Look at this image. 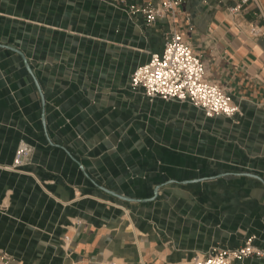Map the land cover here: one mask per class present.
Wrapping results in <instances>:
<instances>
[{
	"label": "crops",
	"instance_id": "1",
	"mask_svg": "<svg viewBox=\"0 0 264 264\" xmlns=\"http://www.w3.org/2000/svg\"><path fill=\"white\" fill-rule=\"evenodd\" d=\"M233 2L184 0L192 19L175 24L240 105L227 118L132 87L167 20L103 0H0V252L12 264H186L249 237L264 250V34L249 32L264 19L253 0L231 15ZM22 139L33 154L17 171Z\"/></svg>",
	"mask_w": 264,
	"mask_h": 264
},
{
	"label": "built area",
	"instance_id": "2",
	"mask_svg": "<svg viewBox=\"0 0 264 264\" xmlns=\"http://www.w3.org/2000/svg\"><path fill=\"white\" fill-rule=\"evenodd\" d=\"M103 1L126 11L132 17L142 15L149 26L155 25L161 19L167 20L170 25L165 32L163 49L151 52L149 60L136 67L131 74L133 88L141 90L150 99L160 97L164 100L189 103L202 110L206 117L233 118L240 113V105L225 87L207 77L203 60L194 52L190 41L175 27L181 15L188 22L192 19L191 12H182L180 9L184 0ZM232 1L234 2L227 5V10L231 15L239 16L252 0ZM253 1L259 8L260 17L264 19L260 1ZM249 32L256 37L262 36L264 24L249 23ZM32 154L33 147L22 139L10 168L22 170L30 162ZM69 238L65 237L66 240ZM254 238L249 237L243 244L233 248L195 255L186 264H239L249 257H264V250L257 246ZM0 264H12L7 252L0 253Z\"/></svg>",
	"mask_w": 264,
	"mask_h": 264
},
{
	"label": "water",
	"instance_id": "3",
	"mask_svg": "<svg viewBox=\"0 0 264 264\" xmlns=\"http://www.w3.org/2000/svg\"><path fill=\"white\" fill-rule=\"evenodd\" d=\"M16 51L19 52L22 56H24V54L22 53V51H20V50H18V49H17ZM26 64H27V67L30 69V71H32L31 68H30V65H29L28 61H26ZM42 96H43V95H42ZM43 102H45L44 97H43ZM43 118H44V121H45V115H43ZM252 175L259 177L258 175H255V174H252ZM259 178H260V177H259ZM157 191H158V189H156V193H157ZM110 192L113 193V194H115V195H117V196H120V197H122V198H124V199H130L129 197L122 196V195L117 194V193H115V192H113V191H110Z\"/></svg>",
	"mask_w": 264,
	"mask_h": 264
},
{
	"label": "rangeland",
	"instance_id": "4",
	"mask_svg": "<svg viewBox=\"0 0 264 264\" xmlns=\"http://www.w3.org/2000/svg\"><path fill=\"white\" fill-rule=\"evenodd\" d=\"M1 253V252H0Z\"/></svg>",
	"mask_w": 264,
	"mask_h": 264
}]
</instances>
